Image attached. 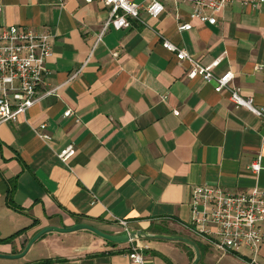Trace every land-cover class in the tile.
<instances>
[{
    "label": "crops",
    "instance_id": "1",
    "mask_svg": "<svg viewBox=\"0 0 264 264\" xmlns=\"http://www.w3.org/2000/svg\"><path fill=\"white\" fill-rule=\"evenodd\" d=\"M159 1V18L141 10L145 24L111 28L91 55L109 17L100 0H0V33L22 26L54 36L41 91L59 88L17 122L0 125V254H22L46 227L87 224L123 235L125 221L143 234L147 264H192L194 249L183 240L196 244L189 229L194 189L264 190L262 122L216 93L214 83L188 79L190 65H180L158 36L205 67L223 58L214 73L231 70L242 95L264 107V4L233 0L213 26L192 19L187 4ZM184 24L192 29L179 32ZM44 124L49 142L36 133ZM69 147L76 154L62 162ZM260 154L263 170L255 176L250 165ZM64 236L45 235L25 257L0 264H132L134 243L94 236L74 246ZM204 247L199 264H211Z\"/></svg>",
    "mask_w": 264,
    "mask_h": 264
},
{
    "label": "built area",
    "instance_id": "2",
    "mask_svg": "<svg viewBox=\"0 0 264 264\" xmlns=\"http://www.w3.org/2000/svg\"><path fill=\"white\" fill-rule=\"evenodd\" d=\"M91 3L93 0H84ZM109 9V17L92 47L102 41L104 35L114 30L129 29L132 21L145 22L141 10L151 17L159 18L165 7L159 0H146L135 3L130 0H100ZM176 4H187L192 8V19L202 23L218 25L220 15L232 4L233 0H173ZM264 4V0H245L244 5L254 9ZM192 24L180 25L179 32L190 31ZM162 47L174 54L180 65L188 63L187 78H202L215 84L218 94L227 93L236 109L245 108L253 113L263 124L261 135L264 145V107H256L253 98L242 95L241 89L234 85L235 74L230 70L223 75L214 73L223 58L205 67L186 51L158 34ZM54 36L49 31H34L22 26H10L0 33V125L17 122L22 115L40 101L56 94L59 88L46 92L41 89L48 74L47 64L53 56ZM76 73L72 79L76 78ZM179 115V111H175ZM73 116L71 110L65 117ZM48 125H42L36 133L45 142L52 140L47 133ZM76 154L74 147L62 151L59 158L69 161ZM263 156L260 154L250 165V171L258 176L263 170ZM191 221L189 229L202 238L204 244L222 256L234 255L245 264H260V252L264 248V190L256 187L251 191L232 192L222 187L203 186L194 189L191 198ZM130 233L129 224L119 221ZM134 243L129 258L132 264H147L142 251L145 248L139 239Z\"/></svg>",
    "mask_w": 264,
    "mask_h": 264
},
{
    "label": "water",
    "instance_id": "3",
    "mask_svg": "<svg viewBox=\"0 0 264 264\" xmlns=\"http://www.w3.org/2000/svg\"><path fill=\"white\" fill-rule=\"evenodd\" d=\"M79 231H90L94 234H96L97 236L101 237L102 239L112 243V244H123V243H128L131 240H135V239H140L143 237L142 233H136V232H132L130 231V233H125L123 235H111V234H107L104 233L102 231H100L99 229L91 226V225H87V224H77L74 225L72 227H55V226H50V227H46L44 229H42L41 231H39L29 242L26 250L20 254V255H15V256H9V255H3L0 254V258H4V259H20L26 256V254L29 252V250L31 249V247L38 241L40 240L42 237H44L45 235L51 234V233H60V234H71V233H76ZM163 239L166 240H174V241H178V240H183V239H178V238H169V237H163ZM186 243L190 244L194 251H195V259L193 261L192 264H199L200 261L202 260V255L200 253L199 248L197 247L196 244H194L191 241L188 240H183Z\"/></svg>",
    "mask_w": 264,
    "mask_h": 264
},
{
    "label": "rangeland",
    "instance_id": "4",
    "mask_svg": "<svg viewBox=\"0 0 264 264\" xmlns=\"http://www.w3.org/2000/svg\"><path fill=\"white\" fill-rule=\"evenodd\" d=\"M53 234H55V233H53ZM62 235H65L64 237H67V239H70V241H69L70 243H68V244L74 245V246H87L88 244H90V242L92 243V240L94 239L91 237H94V236L99 237L94 233L92 234V232H90V231H79L76 233L62 234ZM89 235H93V236H89ZM190 237L196 243L199 250L201 249L200 253H201V255L203 254V257L201 260V262H202L204 259L205 253H206L202 238L198 237L194 233ZM99 238H101V237H99ZM209 250H210L209 252L212 256V259H211L212 263L211 264H217L218 258H219V256H222V254L217 252L213 248H210ZM192 252H194V254H195L194 250ZM218 264H242V263L239 262L235 257H230V256L228 257L227 256L224 258V260H222Z\"/></svg>",
    "mask_w": 264,
    "mask_h": 264
},
{
    "label": "trees",
    "instance_id": "5",
    "mask_svg": "<svg viewBox=\"0 0 264 264\" xmlns=\"http://www.w3.org/2000/svg\"><path fill=\"white\" fill-rule=\"evenodd\" d=\"M209 248H210V247H209ZM200 250H201V249H200ZM202 257H203V254H202ZM190 259H191L192 262L194 261V259H195V254H194V252H192Z\"/></svg>",
    "mask_w": 264,
    "mask_h": 264
}]
</instances>
